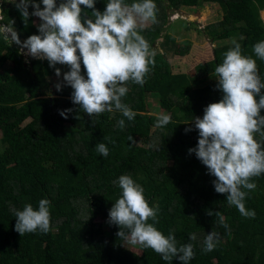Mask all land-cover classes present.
<instances>
[{
    "label": "trees",
    "instance_id": "trees-1",
    "mask_svg": "<svg viewBox=\"0 0 264 264\" xmlns=\"http://www.w3.org/2000/svg\"><path fill=\"white\" fill-rule=\"evenodd\" d=\"M0 2L3 19L15 16L26 36L38 34L34 17L25 24L10 0ZM154 2L158 22L145 27L141 35L155 52V66L142 87L129 82V92L122 98L136 113L132 121L118 111L90 118L72 103L70 86L50 91L46 78L56 75L47 60L31 57L27 63L19 46L8 47L0 39V141L4 145L0 152V264H170L151 249L142 248L140 254L131 251L116 235L118 227L107 222L109 209L121 193L113 181L122 174L143 186L150 206H159L158 230L166 236L173 231L179 243H193L195 256L189 264H264V174L252 178L257 187L249 192L245 206L256 215L245 218L228 205L227 194L215 191V177L195 153L188 152L198 142L193 118L202 117L209 103L222 99L214 69L233 45L216 46L213 58L190 77L174 74L164 53L153 47L158 39L174 42L166 33L171 29L169 10L216 3L225 11L203 32L212 40L239 42L242 54L256 59L264 81V61L252 51V45L264 40V0ZM106 3L95 0V7L103 11ZM188 53L189 45H185L176 55ZM81 74L86 77L82 62ZM149 96L171 117L164 128L155 127L158 116L148 111ZM64 109H72L67 119L59 114ZM122 118L126 127L121 130L116 125ZM141 120L145 121L142 127L137 124ZM98 143L107 145V156L96 152ZM42 198L50 201V231L20 236L14 229L12 209H22L26 203L36 208ZM209 210L219 211L229 228L219 225ZM210 231L220 234V243L203 253L202 242ZM192 233L195 241L188 239ZM171 264L182 262L173 258Z\"/></svg>",
    "mask_w": 264,
    "mask_h": 264
},
{
    "label": "clouds",
    "instance_id": "clouds-1",
    "mask_svg": "<svg viewBox=\"0 0 264 264\" xmlns=\"http://www.w3.org/2000/svg\"><path fill=\"white\" fill-rule=\"evenodd\" d=\"M10 2L25 24L30 17H37L40 22L38 34L21 41L14 23H4L0 13V39L8 47L15 44L21 54L25 55L26 49L28 56L47 60L58 78L61 69L55 66L67 65L69 70L63 73L62 83L57 82L54 87L61 91L63 86H70L72 103L90 118L118 111L128 121L134 120L136 113L122 98L129 92V82L142 87L155 66V52L141 35L147 22H158L154 0H133L130 4L125 0H107L103 11L96 9L95 0H61L59 4L56 0H41L43 7L36 0ZM232 45L214 69L222 99L209 103L202 117L193 118L198 142L188 152L195 153L215 177L214 189L227 194L229 206H234L245 218H255V211L246 208L245 199L257 187L252 178L264 174V115H261L264 81L256 59L243 55L242 46L236 40ZM252 51L264 61V40L252 45ZM81 62L86 77L81 74ZM70 112L72 109L59 110L65 119ZM169 123L171 117L161 114L155 127L164 128ZM116 126L124 129L125 119H119ZM105 139L114 143L110 138ZM95 150L101 156L109 154L105 143L96 144ZM113 183L118 184L121 193L109 209L107 222L118 227L116 235L132 246L153 250L170 264L173 258L189 264L195 256L193 243H179L173 231L166 236L158 230L155 225L159 223V206L149 205L143 186L127 174L120 175ZM12 212L16 218L14 229L20 236L38 230L45 234L50 231L48 199H40L36 208L26 203L22 209L13 208ZM208 215H215L219 225L229 228L219 211L209 210ZM188 239L195 241L197 236L192 233ZM219 243L220 234L210 231L203 239L201 251L211 252Z\"/></svg>",
    "mask_w": 264,
    "mask_h": 264
},
{
    "label": "rangeland",
    "instance_id": "rangeland-1",
    "mask_svg": "<svg viewBox=\"0 0 264 264\" xmlns=\"http://www.w3.org/2000/svg\"><path fill=\"white\" fill-rule=\"evenodd\" d=\"M39 1L41 2V0ZM224 11L225 7L216 3H202L192 7L181 6L177 10L168 11L167 19L171 29L169 31L167 30L166 33L174 39V42H162V40H158L154 43L153 47L155 51L164 53L170 69L174 74L185 73L189 77L194 76L196 72L200 71L204 62L213 58V49L216 46L232 44L230 39L212 40L203 32L204 26L221 19ZM202 12H205V14L201 19ZM261 13L262 9L259 11V20H261ZM176 17H178V21L180 20L179 22L176 21ZM3 21L4 23H14L15 30L18 32L21 41L28 37L18 27L15 16L6 17ZM33 21L37 28L40 22L39 18L34 17ZM151 23V21L147 22L145 27H148ZM185 45H189V53L185 56L176 55V52ZM24 51L26 52L25 57L27 56L25 62L29 63L31 56L27 55L26 49ZM57 67L61 69V77L54 76L46 78V84L51 92L57 91L54 85L57 82L62 83L63 73L69 70L67 65L58 64ZM147 102L150 105L148 108L150 115L159 116L166 114L165 111L160 109L155 97L149 96ZM137 124L142 127L145 125V121H138ZM3 150L4 145L0 141V152ZM124 243L131 251L137 254L141 253L142 248L140 246H132L125 241Z\"/></svg>",
    "mask_w": 264,
    "mask_h": 264
},
{
    "label": "water",
    "instance_id": "water-1",
    "mask_svg": "<svg viewBox=\"0 0 264 264\" xmlns=\"http://www.w3.org/2000/svg\"><path fill=\"white\" fill-rule=\"evenodd\" d=\"M0 13H1V9H0ZM158 40H160V39H158Z\"/></svg>",
    "mask_w": 264,
    "mask_h": 264
}]
</instances>
